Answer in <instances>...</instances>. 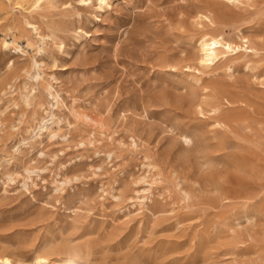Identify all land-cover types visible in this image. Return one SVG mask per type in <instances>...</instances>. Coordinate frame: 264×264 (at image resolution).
<instances>
[{"label": "rangeland", "instance_id": "rangeland-1", "mask_svg": "<svg viewBox=\"0 0 264 264\" xmlns=\"http://www.w3.org/2000/svg\"><path fill=\"white\" fill-rule=\"evenodd\" d=\"M35 1L0 0V252L62 245L80 264H264V0L204 27L194 15L211 0ZM203 30L245 32L257 53L200 69ZM51 114L58 137H34ZM27 168L37 171L24 186ZM150 170L152 186L141 182Z\"/></svg>", "mask_w": 264, "mask_h": 264}, {"label": "bare ground", "instance_id": "bare-ground-1", "mask_svg": "<svg viewBox=\"0 0 264 264\" xmlns=\"http://www.w3.org/2000/svg\"><path fill=\"white\" fill-rule=\"evenodd\" d=\"M42 1L43 0H36L35 1V6L38 8L41 5ZM81 1L83 3H95L94 2L95 0H81ZM255 1L256 0H211L210 8L207 9V11H205V12L204 11H197L195 13V15H194V19H195V22L197 24L201 25L202 27H204L205 24H207V25H215V17L217 15H225V14L228 13V10L231 9V8H238V7H242V6H252ZM97 2L99 4V6H97V7L100 8V10L101 9L103 10L106 7L108 8L111 5L110 0H97ZM15 4H17V3H15ZM17 5H19V4H17ZM36 7H35V9H36ZM25 8H24V10H25ZM27 11H29V10H27ZM32 26L34 27V30L36 31V34L38 35V37H41L43 39L44 36L42 35V32L40 31L39 27L37 26V23L36 24H33ZM219 32L218 33H214V31L211 32V31H204L203 30V33L197 39V41H196L197 44H196L195 47H197L198 53L196 52L197 53V58L195 60H197V64L200 67V69H203V68H210L211 69V67L216 66L217 63L220 62V61H222V60H224V61H228L229 59L231 60L232 57L240 54L243 49L245 50V56H246V53H254V54L257 53V48L254 46V44H253L252 40L250 39L249 35L246 34L245 32L239 31L238 32V35L234 39H230L224 32H221V31H219ZM263 39H264V32H263ZM2 43L4 44V47L5 46H10L12 44L11 41L9 42L6 39H3ZM27 48L34 49L33 42L28 41L27 42ZM249 55H251V54H249ZM209 60L211 61V63H207V61H209ZM201 61H205V63H201ZM10 62H11V60H10ZM40 66H41V63L39 61H35L34 67H38V71H36L35 73H32V74L28 71L30 73L29 76H30V78H32V81L34 79L36 81L37 80L39 81V79L41 78L40 76H41L42 71H41V73L39 72ZM229 69H231V67ZM28 72L26 71V73H28ZM262 79H264V76H262ZM41 82H44V81L42 80ZM8 86H9V89H12L13 88L12 85H8ZM24 88H27V87H24ZM29 89H31V88H29ZM204 90H206V88ZM206 92L207 91H205V93ZM7 93L8 92L5 90V92L3 94L4 95H7ZM30 93H32V91L31 92H27V93L24 92L21 95V97H23V100H24L23 103L24 102H26V103L29 102V99L31 97ZM52 97H53V100H54V105L58 104L59 103V96L57 94H54V95H52ZM219 101H220V99H219ZM199 103H200L199 104V106H200L199 108H201V110L204 111L205 109H203V107H204L203 104H207L208 105V103H209V101H208V95L206 94L203 97L202 102L200 101ZM212 111L214 113H217V111H218L217 106H215V105L212 106ZM3 112H1V113L3 114ZM53 114H51L50 116H48L44 121L42 120L43 122L42 123L40 122L41 124L38 127L33 128V130H32L33 131V134L30 131L29 132L32 135H34V137H40L41 134L43 135V132H48L49 133L48 134V137L49 138L50 137L51 138L58 137L59 132H58V130L56 128L57 126L55 127V120H54V115ZM77 115L83 116V119L85 117V119L87 121L88 120H91L92 121V120L95 119V118H93V116L85 113V111L80 112V113H77ZM56 120H58V119H56ZM99 123H101V122L99 121ZM101 124H103V123H101ZM132 140H133L132 142L134 143V145L135 146H138V143L136 141L137 139H132ZM184 140L186 141V143L187 142H192L191 139H189L188 137H184ZM24 144H27V141H23V142L21 141L19 144H17L15 147H13L14 148V149L12 148L13 149V152L10 153V154L4 155L5 157H3L4 158L3 161H10V160L13 159V155L14 154L19 153L20 151L22 152V145L24 146ZM27 146H28V144H27ZM144 166H147L149 169L150 168H152V169L155 168V166L153 164H151V163H148V164L146 163L145 165H143V167ZM26 171H27L28 175L24 179V186H27L28 185V180H31L32 183L34 182L33 173H35L37 170L36 169L27 168ZM145 173H147V172H145ZM157 175L159 176V173H157V170H156V173L155 174H152V172L150 170V171H148V177L147 176H143L141 178V182L147 183L149 186H152L153 184H155L158 181L156 179V177H158ZM159 178H161V177H159ZM65 183H66L65 181H59V184L56 185L57 186V189H62L63 188V185ZM143 192H144V195L140 196V198L137 197L138 198V203L140 205V211L144 207H146V208L148 207L147 202H148V200L152 201V199L150 198V196L153 195L152 194V191H151V188H148V187L147 188H144L143 189ZM148 193H150L152 195L149 196ZM113 196L116 198V200L117 199H120V195H118V194H115L114 193ZM184 196L189 197V193H187L186 191H184ZM138 203H136V204H138ZM73 213H75V215H77L78 212L76 210H73ZM73 247H75V246H73ZM73 247L68 248V247L62 246V245L61 246L55 245V246H52V247L50 246V249L49 250L45 251V249H44L43 251H41V249H39L40 251H36L35 253L33 252L34 254L32 253V255H30V256H26V255H23V254L22 255H17L18 253L16 254V253H13V252L12 253H10V252H0V264H37V261H41L42 264H80L78 262V260L80 259V257H79V254L77 252L79 249L76 251L75 249H73Z\"/></svg>", "mask_w": 264, "mask_h": 264}, {"label": "snow or ice", "instance_id": "snow-or-ice-1", "mask_svg": "<svg viewBox=\"0 0 264 264\" xmlns=\"http://www.w3.org/2000/svg\"><path fill=\"white\" fill-rule=\"evenodd\" d=\"M201 63H205V61H201ZM207 63H211V61L209 60V61H207ZM37 264H42V262L41 261H37Z\"/></svg>", "mask_w": 264, "mask_h": 264}]
</instances>
